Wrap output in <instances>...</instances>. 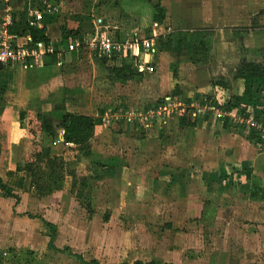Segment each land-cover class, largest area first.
I'll return each instance as SVG.
<instances>
[{"label":"rangeland","instance_id":"obj_1","mask_svg":"<svg viewBox=\"0 0 264 264\" xmlns=\"http://www.w3.org/2000/svg\"><path fill=\"white\" fill-rule=\"evenodd\" d=\"M72 1V7L83 12L91 6L86 0ZM163 1L165 19L159 27L152 25L153 31L147 28L152 22L149 0H119L118 7L144 12L140 35L154 38L161 46L167 40L171 46L180 37L191 39L190 58L184 57V48L162 50V63H155L156 78L123 83L134 77L116 76L113 69L120 59L138 69L130 52L110 55L109 75L101 67L100 56L90 60L80 55L78 63L60 71L65 90L72 91L27 102L13 113V123L0 118V180L17 196H7L0 188V264H264L263 194L252 200L237 188L232 192L215 184H193L186 191L165 179L153 182L147 170L140 174L143 183L138 189L131 173L118 172L121 164L128 165L124 160L119 159L118 165L112 155V162L104 165L110 150L102 148L97 132L83 144L63 140L62 111L57 107L77 113L110 109V119L101 117L97 125L131 124L134 137L127 139L139 144L134 148L139 147L136 157L144 137L154 130L165 135L163 131L178 116L160 126L141 128L137 122H127L124 112L144 109L169 96L184 103L192 120L198 115L192 114L194 110L188 113L189 102L204 97L218 102L223 100L224 88L237 89L234 70L242 57L264 63V46L248 47L244 41L246 37L248 45L257 44L258 36L264 38V28L259 29L264 26V0ZM109 14L118 15L111 10ZM166 27L170 32L162 36ZM141 73L146 69L137 74ZM3 93L1 89L0 107ZM47 102L49 107L44 105ZM228 102L232 100L222 105ZM242 103L246 102L238 104ZM119 126L115 131L122 133ZM165 144L160 141V146ZM150 148L156 151L153 145Z\"/></svg>","mask_w":264,"mask_h":264},{"label":"crops","instance_id":"obj_2","mask_svg":"<svg viewBox=\"0 0 264 264\" xmlns=\"http://www.w3.org/2000/svg\"><path fill=\"white\" fill-rule=\"evenodd\" d=\"M86 1L91 6H88L87 11L83 12L72 7V4L75 3L72 0H0V14H2L5 7L12 15L13 24L11 30L14 33L16 42L24 41L27 37L31 38L29 29L34 27L41 30L47 39V42L44 40L36 41L52 44L56 49V53L43 57V60L46 59L44 62L34 63L36 65L33 64L27 69L17 65L0 64V68L3 69L2 73H0V90L3 89L4 92V103L0 107L1 119L4 118L8 123H13L16 120L14 114H16L17 109H23L21 106L26 105L27 102H40L38 99L46 98L49 93H53L54 96H63V93L72 91L65 90L62 84L63 82L60 79L61 68L68 70L72 62L78 63L80 55H84L90 60L93 56H97L89 49L87 51L84 50L85 48L87 49L86 40L96 31L104 30L118 38L127 34L141 36L140 34L143 33L141 28L142 15L129 11L131 8H127V10L121 6L118 7L119 0H106V2H104L105 0ZM149 1L161 5L166 15V6H164L163 0ZM46 2L54 3L56 9L51 13L46 12L44 9ZM63 4L68 5L65 10L61 7ZM38 9L42 10L43 14L35 25L31 26L28 21L32 17L33 12ZM109 10L116 12L118 15L110 16ZM153 23L155 22H151L147 28L151 29ZM161 23L157 22V27ZM261 28H264V26L259 29ZM170 29L169 27L164 28L163 32H161L162 36L168 35ZM151 30L153 31V29ZM181 30V32L185 31L184 29ZM259 33L261 34V31ZM168 37L170 38V36ZM258 39L257 44L250 43L248 45L246 37L244 41L248 47L264 46V38L258 36ZM75 41L80 42L79 47H76L74 51H68L66 46L70 42ZM167 42V44L164 43L166 46L154 43L152 48H139L137 54L133 55V58L137 60H134L132 65L134 64L133 66L138 67V69H134L136 72L139 73L146 69V73L144 75L142 73V75H136L134 79H126L123 83L128 81L145 83V78H156L158 71H156L155 63H162V55L159 54L162 50L178 48L181 52V49L184 48V57H191L194 49L191 39L188 41L185 37H180L179 43H173L171 46L168 40ZM262 48L264 49V47ZM58 49L63 50L60 52ZM118 55L122 57L124 54ZM100 58H102V66H100L104 67L105 75H109V66L112 65H109V62H111L109 61L110 56H100ZM144 61L148 63L145 67ZM256 62L260 61L257 60ZM118 63L117 67H121L124 64L130 65V62L123 59H120ZM149 67H152V70H149ZM237 84L239 86L233 91L224 88L223 100L218 98L219 102L239 98L243 90L242 80L237 78ZM52 89H54V92ZM105 96L109 97V93H106ZM41 102L44 103V101ZM13 104H16V107ZM49 104L50 102H47L44 105L49 107ZM13 108H16V110ZM109 110L100 109L99 112L78 113L91 115L100 121L102 115L105 112H109ZM187 120L186 122H181L177 118L172 127H168L163 131L165 135L160 134L159 130H154L151 135L144 137L140 147H146V151H142L140 148L137 154L138 157H134V155L135 150H138L139 147L135 150L134 148L139 146V144L134 140L129 142L127 139V136H130L131 139L134 137L131 124H121L122 126L120 127L116 122L112 126H105L100 122V125L95 127L94 135L97 132L102 148H105L106 151L110 150V153L111 151L113 152L112 154L109 153V156L105 159L103 158L104 165H109L112 162V155H114V161L118 165H120L119 159L124 160L128 165L121 164L118 172L131 173L132 181L137 183L136 187L138 189L143 183L140 180V174L147 170L149 178L153 182L165 179L164 181L168 185L174 184V186L184 187L185 190L193 184L199 187H202L203 184L205 186L215 184L218 188L230 189L232 192L236 191L237 188L243 194L248 195L250 199H252L251 194H256V192L259 195H264V149L257 143L256 138H250L249 131L242 126L236 125L231 120H218L212 115L201 114L198 117H192V120L187 117ZM115 126H119L123 132L120 133V130L116 132ZM163 128L164 126L161 127V129ZM160 136L162 137L161 140L166 143L163 146H160ZM156 137L157 139H155ZM59 139L60 137H58ZM151 145L156 148V151L150 148ZM124 155L126 158L123 157Z\"/></svg>","mask_w":264,"mask_h":264},{"label":"built area","instance_id":"obj_3","mask_svg":"<svg viewBox=\"0 0 264 264\" xmlns=\"http://www.w3.org/2000/svg\"><path fill=\"white\" fill-rule=\"evenodd\" d=\"M46 12L51 13L56 9V5L52 2H46L44 5ZM43 14L42 10L33 12L29 19V25H35ZM13 24L12 15L8 9H3L0 14V64L17 65L21 68H29L38 62L42 57L56 53V49L52 44L42 41H34L30 37L21 42L15 41V36L11 30ZM155 40L152 37L126 35L124 37H115L104 30H98L89 39L86 40L87 48L98 56H110L112 54H126L130 52L136 55L140 46L144 49L152 48ZM80 42H70L66 49L74 51L79 47ZM83 47V46H81ZM63 49H58L61 52ZM152 70V67L148 68ZM262 102L257 104L242 103L237 107H227L212 98L204 97L200 101L189 102L190 110H194L192 114L203 115L210 114L218 120L228 118L236 125L253 131L257 143L264 148V107ZM262 108V109H261ZM184 103L181 100H174L169 96L159 99L158 101L146 106V108H131L124 112V119L129 123H138L141 128H148L152 124L164 123L167 118L173 116L186 115ZM111 115L105 112L102 115L104 121L109 120ZM117 118V113L114 115Z\"/></svg>","mask_w":264,"mask_h":264},{"label":"trees","instance_id":"obj_4","mask_svg":"<svg viewBox=\"0 0 264 264\" xmlns=\"http://www.w3.org/2000/svg\"><path fill=\"white\" fill-rule=\"evenodd\" d=\"M151 5V10H149V15L151 16L152 22L158 21L161 22L164 18L165 15V10L164 8L159 5L158 3H153L150 2ZM150 9L148 6L147 9ZM145 15L144 12H142V16ZM143 22L141 20V26ZM153 23V25H155ZM30 35L31 38L36 41V40H44L47 42V39L45 36L42 34L41 30H38L34 27H30ZM53 57V55H51ZM126 69V70H125ZM112 70V68H111ZM116 73V76L121 74L122 78H125L128 76L130 77H135L138 75L134 68L131 67V65H125L121 67H116L113 69ZM235 77L239 78L242 80V95L239 98H236L235 100H232V102H228L226 104L227 107L234 106L235 104H238L239 102H246V103H251V104H257L259 102L263 101V97L261 96V91L264 92V64L260 62H256L253 60H247V58L242 57L240 59L239 64L235 68ZM127 76H126V75ZM229 101V100H228ZM237 105H235L236 107ZM60 109L61 114L59 116L60 120V126L63 128V140L67 143H74V144H83L88 141V139L93 135L95 131L96 125L99 123V120L94 118L91 115L88 114H83V113H77V112H72L70 110H65L63 106L57 107ZM178 120L181 122H186L187 117L186 115L178 116ZM229 120L228 118L223 119V121ZM226 124V123H224ZM249 136L251 139H255V133L253 131L249 132ZM0 188L3 190V192L10 197H15L17 196L11 191V189L3 184L0 180ZM259 193L256 192L251 194L252 196H257ZM147 264H159L157 262L151 261L148 262Z\"/></svg>","mask_w":264,"mask_h":264}]
</instances>
